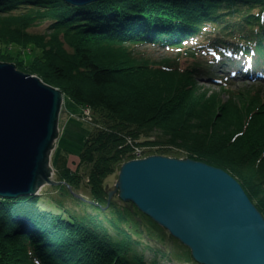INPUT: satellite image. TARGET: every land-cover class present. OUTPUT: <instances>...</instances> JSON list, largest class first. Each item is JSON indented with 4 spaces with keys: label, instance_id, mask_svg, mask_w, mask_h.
Listing matches in <instances>:
<instances>
[{
    "label": "trees",
    "instance_id": "16d2710c",
    "mask_svg": "<svg viewBox=\"0 0 264 264\" xmlns=\"http://www.w3.org/2000/svg\"><path fill=\"white\" fill-rule=\"evenodd\" d=\"M242 59L264 67V0H0V61L89 107L98 125L75 169L54 155L53 197H0V264H198L132 203L108 205L106 179L134 158L128 138L148 156L224 169L264 215V99L199 84L223 88L218 67Z\"/></svg>",
    "mask_w": 264,
    "mask_h": 264
},
{
    "label": "water",
    "instance_id": "95a60500",
    "mask_svg": "<svg viewBox=\"0 0 264 264\" xmlns=\"http://www.w3.org/2000/svg\"><path fill=\"white\" fill-rule=\"evenodd\" d=\"M83 7L101 0H64ZM63 92L0 61V197L39 195L53 178ZM72 193L79 199L82 195ZM117 195L187 247L198 264H264V215L224 169L193 159L149 155L126 161Z\"/></svg>",
    "mask_w": 264,
    "mask_h": 264
},
{
    "label": "rangeland",
    "instance_id": "374dc122",
    "mask_svg": "<svg viewBox=\"0 0 264 264\" xmlns=\"http://www.w3.org/2000/svg\"><path fill=\"white\" fill-rule=\"evenodd\" d=\"M44 27H40L37 29H33L34 32H42ZM163 52V50H159ZM158 55V54H157ZM229 69H233L229 68ZM199 84H202L205 89L209 92L216 91L219 93L220 97L223 99H228L229 96L243 94V96L248 95H260L261 98L264 99V82H257L248 79H237L234 78L230 80L228 83L223 84V88H219L217 85H211L206 80L199 81ZM224 101V100H223ZM84 108L81 105L73 102L68 98H64V102L61 108V118H60V136L56 142L55 149L52 153V160L57 153L63 154L64 152L68 154L69 162L68 165L71 169H75L74 167L79 162V156L83 149L84 143L89 135L98 128L95 121H88L84 118ZM94 117V116H93ZM57 146V148H56ZM57 156V155H56ZM54 167V165H53ZM118 172H115L105 181V188L108 190H112L115 187V183L118 179ZM55 168L53 178L55 179ZM57 181V180H55ZM52 185H46L40 190V194L43 197L51 196L53 197V191L51 189ZM78 194V193H77ZM58 195V194H57ZM56 195V196H57ZM81 195V194H80ZM83 195V194H82ZM49 198V197H48ZM117 199V195L115 196ZM67 206L70 208L78 210L79 208L72 200H65ZM167 251H175L178 249L174 241L167 239L166 243ZM149 257L151 258V252H149ZM166 264H184L179 261H173L171 263L166 262ZM193 264V263H191Z\"/></svg>",
    "mask_w": 264,
    "mask_h": 264
},
{
    "label": "built area",
    "instance_id": "2783aa9c",
    "mask_svg": "<svg viewBox=\"0 0 264 264\" xmlns=\"http://www.w3.org/2000/svg\"><path fill=\"white\" fill-rule=\"evenodd\" d=\"M84 116H85L84 118L87 119L88 121H92V113L89 108L84 109ZM128 143L132 144L131 139L128 140ZM133 148H134V155L137 158L142 157L143 155L142 149L137 146H133Z\"/></svg>",
    "mask_w": 264,
    "mask_h": 264
},
{
    "label": "clouds",
    "instance_id": "9594fccd",
    "mask_svg": "<svg viewBox=\"0 0 264 264\" xmlns=\"http://www.w3.org/2000/svg\"><path fill=\"white\" fill-rule=\"evenodd\" d=\"M64 102V101H63ZM86 108H89V107H85L84 109H86ZM90 109V108H89ZM91 110V109H90ZM91 113H92V111H91ZM84 115V114H83ZM85 117V116H84ZM60 118H61V113H60ZM92 120H93V114H92ZM94 123V122H93ZM59 124H60V120H59ZM60 132H61V128H60V126H59V136H60ZM59 138V137H58ZM58 140V139H57ZM57 140H56V142H57ZM128 140H129V138L127 139V142H128ZM132 141V140H131ZM130 144V143H129ZM132 146H135L134 144H133V141H132V144H131ZM137 147H140V146H138V145H136ZM56 148H57V146H56ZM141 149H142V152H143V155H142V157H146V156H148V155H145L144 154V151H145V149L143 148V147H140ZM55 149V148H54ZM133 154H134V148H133ZM142 157H139V158H142ZM134 158H137L135 155H134ZM133 158V159H134ZM51 164L53 165V160L51 161Z\"/></svg>",
    "mask_w": 264,
    "mask_h": 264
}]
</instances>
